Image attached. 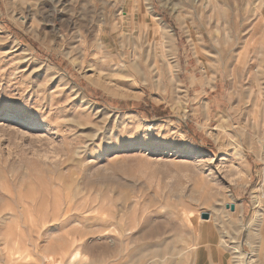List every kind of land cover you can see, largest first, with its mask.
<instances>
[{"label":"rangeland","instance_id":"374dc122","mask_svg":"<svg viewBox=\"0 0 264 264\" xmlns=\"http://www.w3.org/2000/svg\"><path fill=\"white\" fill-rule=\"evenodd\" d=\"M263 140L264 0H0V264H264Z\"/></svg>","mask_w":264,"mask_h":264},{"label":"built area","instance_id":"2783aa9c","mask_svg":"<svg viewBox=\"0 0 264 264\" xmlns=\"http://www.w3.org/2000/svg\"><path fill=\"white\" fill-rule=\"evenodd\" d=\"M263 149H264V140H263ZM255 193H256L255 198L257 203L264 207V160H263L262 174L259 178L257 190Z\"/></svg>","mask_w":264,"mask_h":264},{"label":"water","instance_id":"95a60500","mask_svg":"<svg viewBox=\"0 0 264 264\" xmlns=\"http://www.w3.org/2000/svg\"><path fill=\"white\" fill-rule=\"evenodd\" d=\"M225 207H226V208H229L230 210H234V208H235V206H234L233 203H231V204H226ZM208 217H209V214L206 213V212L202 213V215H201V218H204V219H207Z\"/></svg>","mask_w":264,"mask_h":264},{"label":"bare ground","instance_id":"6f19581e","mask_svg":"<svg viewBox=\"0 0 264 264\" xmlns=\"http://www.w3.org/2000/svg\"><path fill=\"white\" fill-rule=\"evenodd\" d=\"M234 250V249H233ZM236 252H237V250H236ZM239 252V251H238ZM238 252L237 253H235L236 255L238 254ZM241 256V253L239 252V257ZM235 260H237V259H235ZM238 262V263H237ZM237 262L235 261V263H237V264H244L243 263V260L241 259V258H238V260H237ZM250 264V263H249Z\"/></svg>","mask_w":264,"mask_h":264}]
</instances>
